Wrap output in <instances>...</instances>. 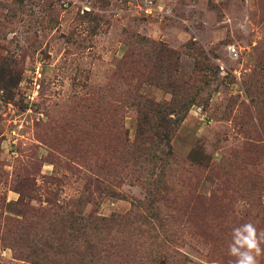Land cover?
Returning a JSON list of instances; mask_svg holds the SVG:
<instances>
[{"label": "rangeland", "instance_id": "obj_1", "mask_svg": "<svg viewBox=\"0 0 264 264\" xmlns=\"http://www.w3.org/2000/svg\"><path fill=\"white\" fill-rule=\"evenodd\" d=\"M246 222L264 0H0V264H228Z\"/></svg>", "mask_w": 264, "mask_h": 264}, {"label": "clouds", "instance_id": "obj_2", "mask_svg": "<svg viewBox=\"0 0 264 264\" xmlns=\"http://www.w3.org/2000/svg\"><path fill=\"white\" fill-rule=\"evenodd\" d=\"M264 233L257 227L246 222L234 227L231 232V242L228 244V264H258L257 257L264 251Z\"/></svg>", "mask_w": 264, "mask_h": 264}]
</instances>
